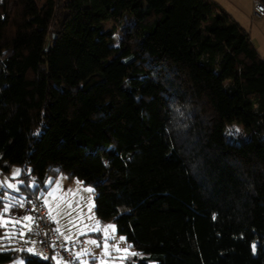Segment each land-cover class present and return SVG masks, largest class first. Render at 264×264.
I'll return each mask as SVG.
<instances>
[{
    "label": "trees",
    "instance_id": "1",
    "mask_svg": "<svg viewBox=\"0 0 264 264\" xmlns=\"http://www.w3.org/2000/svg\"><path fill=\"white\" fill-rule=\"evenodd\" d=\"M14 167L41 198L54 170L91 186L137 264H264V59L211 0H0V171ZM31 236L0 264H56Z\"/></svg>",
    "mask_w": 264,
    "mask_h": 264
},
{
    "label": "rangeland",
    "instance_id": "2",
    "mask_svg": "<svg viewBox=\"0 0 264 264\" xmlns=\"http://www.w3.org/2000/svg\"><path fill=\"white\" fill-rule=\"evenodd\" d=\"M211 1L231 15L241 27L250 34L253 45L264 59V17H254V0ZM112 27V23L106 25V29H112ZM115 30V38L119 41L121 38L120 26H117ZM229 132L231 136L238 134L241 135L242 138H247L249 135L248 132L244 131V127L241 125L231 126ZM16 170H19V172L21 171L20 167H14L12 176L11 173L9 174L10 177L16 176ZM62 177L63 175H61L58 180H56L55 177L49 178L47 182L48 192H44L42 198L44 202H48L46 207L52 209L51 213L60 221V225L62 223L64 227H69L71 231L75 232V236L77 237L75 240H78V238L80 239L81 236L84 237L82 238L83 240L89 243L87 246H89L88 248L91 252L88 254L90 260L98 259V264H127L129 261L137 264L138 261L145 258L144 254L132 247V244L124 235L118 233V229L114 223H102L99 221L95 210L94 189L91 186H87L80 180L74 178L72 179L73 181L69 183L70 186L67 187L68 189L64 188L63 190L60 182H58ZM4 181L11 185L16 183V181L10 180L8 176H5ZM18 185H21L20 181ZM57 188H59V191H57ZM86 189H92V191H87ZM69 190H71V192ZM50 193L53 195L50 196ZM16 201H22V199L15 196L11 190H8L6 187L4 188L0 177V225L6 228V238H9L8 244L12 243V237H17L18 234L23 236L24 233L30 229L28 219L22 222L19 221L18 218L12 216L14 210L19 206L16 204ZM69 204L71 207L68 206ZM5 208H9V211L5 212ZM9 214L11 217L8 216ZM97 224H99V230ZM108 225L114 226L115 230L113 231V229L108 228L104 231L103 229ZM101 232L102 234L100 235ZM112 237H114V239ZM31 241L33 245L36 242L35 240ZM90 241H96L97 243L91 245L93 243H90ZM105 244H107V252H105ZM18 247L19 246L16 245L6 247L4 243H0V251L11 250ZM117 249H119V251H117ZM37 253L42 255L39 251ZM54 261L56 264H58V262L59 264H69L56 253H54ZM10 264H26V262L24 258L19 257ZM87 264H90V262Z\"/></svg>",
    "mask_w": 264,
    "mask_h": 264
},
{
    "label": "built area",
    "instance_id": "3",
    "mask_svg": "<svg viewBox=\"0 0 264 264\" xmlns=\"http://www.w3.org/2000/svg\"><path fill=\"white\" fill-rule=\"evenodd\" d=\"M254 17H264V0H254ZM23 201L21 213L23 216H32L35 220L34 232L36 246L41 256L47 260L54 259V253L70 264H75L76 247L64 240L58 233L52 218L41 197L20 191L16 194ZM35 209V210H34ZM54 245V246H53Z\"/></svg>",
    "mask_w": 264,
    "mask_h": 264
},
{
    "label": "crops",
    "instance_id": "4",
    "mask_svg": "<svg viewBox=\"0 0 264 264\" xmlns=\"http://www.w3.org/2000/svg\"><path fill=\"white\" fill-rule=\"evenodd\" d=\"M258 51V50H257ZM14 169V168H13ZM13 169H11V171L9 172V173H7V174H4V173H2L1 172V181L3 182V185H5V184H7V183H5V181H4V179H5V176H8L9 178H10V180H13V181H16V183L14 184L15 185V187H12V188H8V187H6L8 190H11L13 193H14V195L15 196H17L16 194L18 193V192H20L21 191V185H22V181H21V177H22V174H23V169L20 167V169H21V171L19 172V175H16L15 177H10V173H11V176H12V171H13ZM28 173H30V170L28 171ZM60 176H61V174L60 175H58L57 174V171L56 170H54V171H52L51 172V175H50V177H55V179L56 180H58L59 178H60ZM67 177V176H66ZM65 177V175H63V177L58 181V182H60V184H61V188L64 190V188L66 189L68 186H70V184L69 183H71V181H73L72 179H69L68 177L66 178ZM13 178V179H12ZM21 182V185H18V182ZM64 181H66V182H64ZM56 182V181H55ZM5 188V187H4ZM53 188V187H52ZM18 189V190H17ZM68 189V188H67ZM62 190V191H63ZM48 192V191H47ZM19 197V196H18ZM21 199V198H20ZM43 199V198H42ZM43 202H44V199H43ZM46 206V205H45ZM47 208V207H46ZM47 210H48V212H49V209L47 208ZM49 215H50V213H49ZM8 216H10L11 217V215L9 214ZM12 216H14V217H16V218H18V220L19 221H25V220H27V219H23L24 217H31L32 219H30V220H28L29 221V223H30V229L28 230V231H26L25 233H24V235L23 236H26L27 234H29V233H33V230H34V223H35V220H34V218L32 217V216H23L22 215V213H21V207H17V209H15L14 210V212L12 213ZM51 217H52V221L54 222V224H55V226H56V229H58L59 231H58V233L60 234V236L64 239V240H66L67 242H69L70 244H73L75 247H76V251H75V254H76V258H77V261H76V263L75 264H87V263H89L90 262V264H98L99 262V260L98 259H93V260H90L89 259V253H91L90 252V249L88 248L89 246H87V245H89V243H87V241L86 240H83L82 238H84V237H81L80 236V239L78 238V240H75L77 237L75 236V232L74 231H71L70 229H69V227H64L63 225H62V223H61V225H60V221L58 220V219H56L55 217H54V215L51 213ZM58 218V217H57ZM89 232V231H88ZM102 232H103V230H102ZM102 232L100 233V235L102 234ZM84 234V233H83ZM82 234V235H83ZM23 236L21 235V234H18V236L17 237H14L15 238V242L18 244L19 243V245L18 246H20V247H23L22 246V242H20L22 239H23ZM65 237H68L69 239H65ZM17 240H20V241H17ZM31 240H35L36 241V239H35V237L33 236H31L29 239H27V241L24 243V249H32L33 251V253H37L38 252V249H37V246L35 245L36 244V242H35V244L33 245L32 244V241ZM81 240V241H80ZM0 243H2V242H0ZM91 245H94V244H91ZM109 257V256H108ZM109 259V258H108ZM10 264V263H9ZM70 264V263H69Z\"/></svg>",
    "mask_w": 264,
    "mask_h": 264
},
{
    "label": "snow or ice",
    "instance_id": "5",
    "mask_svg": "<svg viewBox=\"0 0 264 264\" xmlns=\"http://www.w3.org/2000/svg\"><path fill=\"white\" fill-rule=\"evenodd\" d=\"M15 175H19V170H16V172H15ZM4 187H8V188H12V187H15L14 185H11V184H5V185H3ZM18 190V189H17ZM87 191H92V189H86ZM57 191H59V188H57ZM70 192H71V190H69ZM50 196L51 195H53L52 193H50L49 194ZM45 203V205H47V201H45L44 202ZM16 204L17 205H19V206H23V203H22V201H16ZM69 207H71V205L69 204L68 205ZM35 210V209H34ZM7 211H9V208H5V212H7ZM51 212H52V209L49 207V213H50V218H52L51 217ZM23 219H28V220H30V219H32L31 217H24ZM97 228H98V230H99V224H97ZM108 228H111V229H113V231L115 230L114 229V226H112V225H108V226H106V228L105 229H103L104 231H106ZM57 231H59L58 229H57ZM113 239H114V237H112ZM65 239H69L68 237H65ZM121 239H123V238H121ZM90 243H93V244H96L97 242L96 241H90ZM54 246V245H53ZM99 246V245H98ZM104 248H105V252H107V244H105L104 245ZM29 251H33L32 249H29ZM117 251H119V249H117ZM37 255H39V253H36ZM45 259H47V257H44ZM58 264H59V262H58Z\"/></svg>",
    "mask_w": 264,
    "mask_h": 264
}]
</instances>
